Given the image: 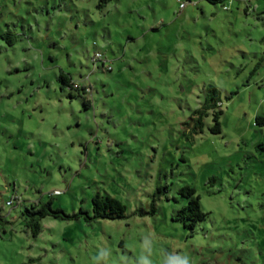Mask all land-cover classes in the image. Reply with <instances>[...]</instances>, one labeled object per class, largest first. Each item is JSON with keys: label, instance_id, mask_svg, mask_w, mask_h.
<instances>
[{"label": "rangeland", "instance_id": "rangeland-1", "mask_svg": "<svg viewBox=\"0 0 264 264\" xmlns=\"http://www.w3.org/2000/svg\"><path fill=\"white\" fill-rule=\"evenodd\" d=\"M210 84L222 133L209 117L190 137ZM257 115L264 0H0V264H264ZM187 185L208 215L194 232L175 220ZM98 193L127 217L32 235L27 208L92 213Z\"/></svg>", "mask_w": 264, "mask_h": 264}, {"label": "trees", "instance_id": "trees-1", "mask_svg": "<svg viewBox=\"0 0 264 264\" xmlns=\"http://www.w3.org/2000/svg\"><path fill=\"white\" fill-rule=\"evenodd\" d=\"M105 2L110 0H103ZM212 4L224 3L227 0H207ZM9 36V35H5ZM94 58V57H93ZM92 61L96 64L97 61ZM60 79L71 88H77L70 83L67 75L62 73ZM84 94H88L89 89H83ZM230 96L227 100H230ZM223 107V91L217 86L210 84L205 89L204 99L200 107L195 109L188 121L184 123L186 130L189 131L190 137L204 133L206 128L205 120L212 117L213 125L209 127V131L214 135L222 133V116ZM256 125H264V115L256 116ZM179 194L187 200L176 215L175 220L181 222L184 227L194 232L197 226L207 219V213L203 210L201 204V196L198 195L197 190L192 186H184L179 190ZM8 205H14L13 202H8ZM128 207L118 198L108 194H96L92 200V213L81 210L80 213L69 214L62 208H55L53 201L47 203L37 202L31 208H27V225L34 237H37L42 231L41 222L43 219L53 217L55 219H79L80 215L84 214L88 221L98 220H122L127 217ZM155 204H152V214H155ZM3 216L0 215V223H3ZM167 264H176L175 258H171Z\"/></svg>", "mask_w": 264, "mask_h": 264}, {"label": "built area", "instance_id": "built-area-1", "mask_svg": "<svg viewBox=\"0 0 264 264\" xmlns=\"http://www.w3.org/2000/svg\"><path fill=\"white\" fill-rule=\"evenodd\" d=\"M185 7V4H181V8H184ZM101 57V54L100 53H96L95 57L93 58L94 61H100L98 58ZM56 195H59L60 194V191H56L55 192Z\"/></svg>", "mask_w": 264, "mask_h": 264}]
</instances>
